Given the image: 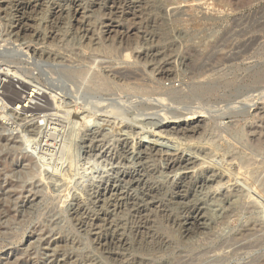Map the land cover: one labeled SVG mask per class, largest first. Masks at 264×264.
Segmentation results:
<instances>
[{"label":"rangeland","instance_id":"rangeland-1","mask_svg":"<svg viewBox=\"0 0 264 264\" xmlns=\"http://www.w3.org/2000/svg\"><path fill=\"white\" fill-rule=\"evenodd\" d=\"M0 53V264H264V0H0Z\"/></svg>","mask_w":264,"mask_h":264},{"label":"bare ground","instance_id":"bare-ground-1","mask_svg":"<svg viewBox=\"0 0 264 264\" xmlns=\"http://www.w3.org/2000/svg\"><path fill=\"white\" fill-rule=\"evenodd\" d=\"M18 30V29H17ZM23 32V31H22ZM1 55H2V53H0ZM6 63V62H5ZM7 63H9L8 61H7ZM11 63H14V62H11ZM15 63H17V62H15ZM8 68V67H7ZM13 68V67H12ZM6 70H8V69H6ZM5 70V71H6ZM12 71V70H11ZM10 71V72H11ZM76 71V70H75ZM1 72H4V70L2 71L1 70ZM9 72V73H10ZM14 72V71H13ZM8 72L7 73H5V74H9ZM12 73V72H11ZM76 73V72H75ZM4 74V73H3ZM4 74V75H5ZM15 74V73H14ZM77 74H78V76L80 77V74H81V72H80V70L79 69H77ZM3 75V76H4ZM9 76V75H8ZM12 76H13V74H12ZM15 76V75H14ZM13 76V78H12V80H16V78L18 77V76H16V77H14ZM0 77H1V75H0ZM82 77V76H81ZM4 78V77H3ZM94 78V77H93ZM1 80V79H0ZM7 80L8 79H6L5 81H2L3 82V84H0L1 86H0V90L2 89V87L4 86V85H6V83L8 84V82H7ZM10 80V79H9ZM12 80H10V83H12L13 81ZM85 80V79H84ZM12 81V82H11ZM15 82V81H14ZM92 82L94 83V81L92 80ZM1 83V82H0ZM16 83H17V81H16ZM81 83V82H80ZM92 83V84H93ZM12 84H14V83H12ZM79 84V83H78ZM15 85V84H14ZM26 86V85H25ZM10 87V86H9ZM18 88V87H17ZM5 89H7V88H5ZM206 89V91H210V89L212 90L213 89V86H208L207 88H205ZM9 90H10V88H9ZM19 91V90H18ZM78 91H79V89H78ZM206 91H204V92H206ZM5 92V91H4ZM3 92V93H4ZM36 92V88H34V87H32V88H30L29 89V91L27 92V94L22 98V100H21V104H16L15 105V107L13 108V111L14 110H16V109H20V110H22L24 113L25 112H28V108L30 109V107H31V105L29 104V102H30V99H33V101H35V98H32L33 96H34V94H36L35 93ZM175 95V94H174ZM37 96H39V95H37ZM36 96V97H37ZM176 96V95H175ZM40 97V96H39ZM39 99V98H38ZM18 101H19V99H18ZM36 102V101H35ZM109 103V102H108ZM34 104V103H33ZM161 111V110H160ZM26 118V117H25ZM198 121V120H197ZM39 153V152H38ZM36 156V155H35ZM37 156L38 157H36L37 159H42L43 158V160H45V157H43V155L42 154H37ZM43 160H41V161H43ZM42 163V162H41ZM44 163H45V161H44Z\"/></svg>","mask_w":264,"mask_h":264}]
</instances>
